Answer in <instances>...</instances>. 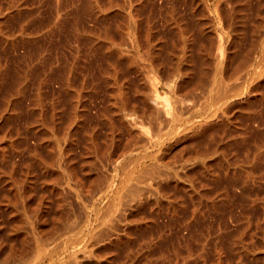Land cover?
I'll list each match as a JSON object with an SVG mask.
<instances>
[{
	"label": "bare ground",
	"instance_id": "1",
	"mask_svg": "<svg viewBox=\"0 0 264 264\" xmlns=\"http://www.w3.org/2000/svg\"><path fill=\"white\" fill-rule=\"evenodd\" d=\"M10 1H12V0H10ZM10 1H6V2H8V4H9ZM14 1L15 0H13V4H12V2H10V4L7 5L9 7H7V6L6 7H7V9L8 8L10 9V6L12 4V5L17 7V8L16 7L13 8V10L17 9L16 11L18 13V9L20 11L25 5L23 3V5H24L23 6L21 1L17 2V4H14V3H16ZM16 1H18V0H16ZM53 1L56 2L57 0H53ZM61 1L62 0H60V1L58 0L57 2L58 3L60 2V4H61L62 3ZM87 1L90 2V0H87ZM119 1H121V0H119ZM171 1H173V0H171ZM185 1L189 4H191V6L193 7L192 9L194 11V16H197V18L194 17V18H196L194 20V23L190 24V22H187V20H186L187 23H185L182 19L179 18L180 16L179 17L174 16V14L171 13V11L172 10L174 11V9H171L170 13L172 15L171 14L170 15L172 16V18H170L171 20H169V21L166 20V21H168L167 26H166V24H164L165 23L164 20H163V22H164L163 24H162V22L160 23V24H162V26L165 25L166 27H168V28H166L167 30L163 29L165 26L161 27L164 30L162 33H160L161 31H156L157 27H158L155 25L156 23L152 24V22H151L149 24L147 22V25L146 24L144 25L143 21H146V19H144L142 21V19H140L142 17L140 16V18H139V13L141 12L140 10L143 9L142 8L143 7L142 0H140V1L139 0H123V3L120 2V3H122L121 9H119V7L117 6L119 2H117V4H115L116 3L115 2L114 4L117 6V8L120 11V17H119L120 21L118 23V20H117V23H118V26L116 28L117 35H115L116 34L115 33L114 34L115 36L114 35L108 36V34H107L108 30L111 26L110 25L111 22H110V24H108V28L105 26V31L103 34L100 33L101 28H103L100 25V27H99L100 30L98 29V31L100 33L99 34L98 31L94 32V31H96L97 28L95 30H94V28L93 29L91 28L94 26L93 24H92L93 26H91V27L89 25H87V23H86L87 19L84 20V22L86 24L81 23V25L77 26L76 25L78 22L77 19H79L77 17H75V18H77L76 19L77 21L76 22L74 21L76 23L75 24L76 27L74 28V26H72L75 29V32H74L75 35L68 36V35H70V33L67 31L66 27H65L66 30L64 29L65 32L67 31L69 33V34L67 33L68 37L60 36V34H62L61 32H63V31L56 29L57 27H59V26H57L58 20L57 19L54 20L53 17H52L53 19L51 21L54 20L55 22L52 24H51V22H48L50 24V26L46 31H44V30L42 31L41 28H39L42 31L41 33L38 32L39 30L37 31L36 28H35V30L37 32L31 31L33 33H30L27 30L28 31V33H27L26 29H25L26 27H24V25H26V23L21 24L22 21L20 22L21 25H19V27H17V30H18L17 33H16V30L13 33H8L7 32L8 30H6L7 28H5L6 27L5 23L9 20L8 18L10 16V13L5 12V8H3L4 11L2 9H0V42L2 44L1 49H4L3 51H5L6 48H9V49L14 48L16 50L17 48H19V46H21V47L24 46L25 49L28 50V52L25 53L26 50L24 49V52H23L24 54L21 56V58L27 59L28 62H29V60H31V64H29L27 66L24 65L23 68H25V66L27 67L25 70H22L23 68L22 69L20 68L19 72H21V70L24 71L22 73H19L18 76L20 78L17 76L18 79H16L17 77H13L14 75L11 73L12 74L11 77L15 78L16 82L12 81V82H14V84H13L12 88H10V86H9L10 91H8L6 93L4 91L6 89H3V88H2L3 90L0 89V91H4L6 93V94L5 93L3 94L4 96H2L3 99H2L1 104H0V129L4 128L5 126H3V125H6V123L9 124L8 122H10L9 121L10 119H13L15 116H18V117L21 116L22 114L20 115V112L22 113L21 110L23 108L26 110L25 107H21L19 105V101L21 99H23V96L24 97L26 96L25 93L28 92V91L25 92V89H26V86L28 85V83H30L31 77H29V76H30V73H32L36 80L33 78L35 80V83H32L33 80L31 81V83L33 85L35 84L33 86L34 88L33 87L31 88L30 85L27 86V88L30 87L34 91L33 95L29 96L30 97V104L29 103L28 104H29V106L32 107L31 109H32V111H34V113L36 115L34 118L36 124L34 126L33 125L34 122L31 123L32 121H34V120H32V118L30 119V120H32V121H30V123L32 124L33 127H36V130L33 129V131H36V134H37L36 138L41 140L40 141L41 145L45 146V149H42V150H45L44 152L41 149H39L38 146H37L38 148H36L35 150L31 147L30 148L27 147L30 150L31 149H33V150L32 151L29 150L30 153H29L28 159L25 158L27 160L26 164H24L25 166L23 165L22 166L23 168H21V169L19 168V170L24 171V173L25 172L28 173V174L26 173L27 175L23 179V178L17 177L18 176L17 174H15V175H17L15 177V175H14L15 171L16 172L19 171L17 169L18 168L17 164H16L17 162L13 161L12 158L9 157V155L12 156V154H15V153L14 152L11 153L12 151L9 152L8 147H7V140L10 141L9 142L10 144L12 142H15V143L17 142L16 138L18 140V137L20 136L17 134V130L19 128L16 130L12 127V129H14L13 130L14 134H16L17 136L16 135L14 136V134H12V132L9 131V129L11 128L10 126L9 127L7 126L9 128L8 129L6 127L8 129V131L5 128L6 131L4 130L3 135H1V137H3V143L0 144V153L2 155L1 159L5 160V161L0 160V165L1 164L4 165L5 162H8L6 164H9V162H11V165H10L11 167L8 166V171L11 170L10 174H12V175L9 176L8 174H6V173L5 174L8 175L7 177H10V182L12 184L9 183V185L11 186L10 188H12V190H13L14 198L18 199V197L23 196V195H25V196L22 198L28 197L27 202L25 203V206H24L25 208L32 206L30 204L33 202L32 200H33L34 196L39 199V197H38L39 195L37 194L38 196H36L34 193H35L36 189L41 188V186L47 187V190H48L47 194L50 191L52 196L54 195L56 200L58 201L57 202L54 200V202H56L54 204H56L58 206L60 204V206L62 207L63 204L59 203V201H61V200L64 201L61 198L63 196V194L61 193L62 190H60V188H58V186H56V184H55L56 180L58 178H61L62 174H64V177H67V180L61 179V180L66 181V182H64V181H61V182L66 183L67 185L66 184L65 185L68 187L69 186L71 187V185H72V187H74V185L72 184L74 180L72 178L74 175H77L74 172H78V174H79L80 171H77V170L81 169V170H86L87 173L86 174L84 173L85 177L81 176V178H80V176H79L78 177L79 181L83 185H84V183H86V179H87V182H89V183H92V182L95 183V182H97L96 180L100 177L99 176L97 178V176L101 175L100 173H102L103 170H102V172H99V173L96 172L97 176L95 175V173H92V171H93V169L96 168L95 167L96 165H100V169H105L106 171H104V172H107V174L109 172V174L107 176H105L103 173V177L105 176L106 181L105 180H102V181L106 182V186H105V188H103V183L101 186V180H98V181H100V184H98V185H100L101 187L96 185L100 188V189L98 188L97 192H95L97 188L95 190L93 189V191H92V189H87L88 193L92 192L91 193L92 195L89 194V199H91L90 196H92L93 200L91 199L92 204H91V206L89 205L90 206L89 208H88L87 204H89L90 200H88V202H84V204L87 203V204H85L86 207L84 206V208H86V210H84V211L82 210V211L84 213H86L85 215H86V218L89 220V222L93 221L92 224H94L95 221H97V220L99 221V219L104 218V216H106V215L108 217L107 219L109 220V218H110L111 219L110 221L112 222V219H114L116 216L119 217L120 215H122L123 213H125L127 211L128 212L129 211L134 212V210L143 209L146 206H148L149 208L153 207L152 208V211H153L154 205L161 203V200H162L161 197H159V195H158V193L159 194L161 193L158 191L159 188L154 186L158 182L162 183L161 184L162 186L161 185L160 186L162 187V190H164V192H165V190L171 191L174 189H176V190L178 189L177 191L179 192V188H181L180 190H183L182 188H184V190L188 188V190H186V191H189V192L194 191V193L198 192V195L199 196L201 195L203 198V196H204L203 194L206 192L205 191L206 189H204V187L202 188L205 192L204 191L202 192L201 190H199V191L197 190L199 188L201 189V186H202L201 184L203 182L204 183L208 182V184H209L210 182L216 183V182L226 181L229 179H233L236 181L239 178L234 179V178H236L234 176H238V177L241 176V175H238L239 172H244V174H245V171L246 172L248 171V167H249V165L251 166V163L256 165L257 163H260L261 161L264 160L263 159L264 158V143H259L257 141L258 140L257 139V140H255V143H254L255 146L253 145L254 146L253 148L249 147L251 144L250 145L248 144L249 146L246 145V139H247V133H248L247 129H249L248 128L249 122L250 121L253 122V120H255V121L259 120L258 118L261 116L260 115L261 113H259L260 109L256 108V104H258V103H260V105L264 104V0H258L259 3L257 5L261 6V8H260L261 10L258 12L259 14H257V18L251 24H249V23L247 24L246 20L244 19V15H243V10L246 7L248 8L249 4L251 3V0H250V2H249V0H212L214 2V5H215L214 6L215 10H216L215 12L216 13L220 12V15L218 13H217L218 15L213 14L212 12L214 10L212 12L209 11L210 10L209 8L212 7L210 0H185ZM4 2H5V0H4ZM4 2L2 4H6ZM95 2L97 4H99L100 1L95 0ZM95 2H93L91 0L90 3L95 4ZM113 2H114V0H113ZM113 2L110 4L113 5ZM181 2L182 1H180V4H181ZM90 3H89V6L91 7ZM146 3H147V0H146ZM176 3H174V5ZM182 3H183V6L188 5V4H184L185 3L184 1ZM255 3H257V2H255ZM2 4H0V5L2 6ZM55 4H53V6ZM86 4H85V6H86ZM105 4H103V5L106 7ZM152 5H153V3L151 2V6ZM165 5L162 4L163 7ZM167 5H168V3H167ZM169 5H170V3H169ZM172 5H173V3H172ZM87 6L85 8L90 10V7L88 6L89 7L88 8ZM99 6L100 5H96V4L93 5L92 4L93 11L91 10V13L89 12L90 14H92V12H93V15L96 19H100L101 17H103L104 13H105L104 11L107 10V9H105V7H103L104 8V11H103L102 10L103 8L99 7ZM110 6H108V7H110ZM2 7H4V5ZM57 7L59 8V5H57ZM62 7H66V6H62ZM146 7H149L152 10V8L150 6L146 5ZM154 7L158 8L157 6H154ZM167 7H165V8H167ZM177 7L178 6L176 5L175 8H177ZM214 7H213V9H214ZM254 7L256 8L255 4L253 5V9H254ZM24 8L22 9L23 10L22 12L25 11ZM67 8H69V7H67ZM82 8H84V7H82ZM82 8H80V7L77 8V12H79L78 9L81 10ZM100 8H102V9H100ZM159 8H161V6ZM247 8H246V10H247ZM62 9L64 10V8H62ZM62 9L60 8L58 10L60 11ZM71 9H72V7H71ZM153 9H155V8H153ZM257 9H258V7H257ZM53 10H55V9H53ZM111 10H112V8H111ZM116 10H115V14L119 13ZM191 10H189V12ZM59 11H57V12H59ZM66 11H67V9H66ZM82 11H80V12H82ZM85 11H86V9H85ZM85 11H83V13H85ZM109 11L110 10H108V13H109ZM112 11H111V13H113ZM146 11L148 13L150 12V10L148 11V9H146ZM146 11H144V12H146ZM193 11H191V12H193ZM54 12H56V10ZM73 12H74V10H73ZM147 12H146V14H147ZM176 12H175V14H176ZM253 12L256 13L255 10L252 11V13ZM19 13H21V11ZM59 13H57L58 17L63 14L62 12H61V15ZM66 13H68V12H66ZM71 13H72V11H71ZM74 13L76 14V12H74ZM108 13H106L107 16H108ZM152 13H154V12L152 11ZM152 13L150 12V14H152ZM165 13L167 14L166 10H165ZM183 13H185V12L183 11ZM80 14H82V13H80ZM87 14H88V12H87ZM113 14L110 16L115 15V14L114 15ZM156 14L158 16H160L158 13H156ZM156 14H155V16H156ZM14 15L15 14L13 12V16ZM85 15H86V13H85ZM162 15H164V14L162 13ZM167 15H169V11H168ZM178 15H180V14H178ZM191 15H193V13H191ZM107 16H106V18L108 19ZM150 16L151 15H149V17ZM155 16L152 15L151 17L153 18ZM158 16H156V17H158ZM186 16H187L186 17V19H187L188 15H186ZM216 16H218V17H216ZM246 16L248 19V15H245V18H246ZM27 17H29V16H27ZM58 17L56 15V18H58ZM63 17H66V16L64 15ZM79 17H80V15H79ZM81 17L83 19L85 18L84 15H81ZM89 17H91V16H89ZM89 17H87V18H89ZM116 17H117V14H116ZM165 17H167V16H165ZM183 17H185V16H183ZM220 17L222 18V23H221V21H220V24H216V23L213 24L212 23L213 22L212 20L214 18H219V20H220L221 19ZM11 18H13V17H11ZM16 18L17 17H15L14 19H16ZM24 18H23V20H24ZM68 18L66 17V19H68ZM82 18H80L79 20H81ZM104 18H105V16H104ZM27 19H30V18H27ZM59 19H61V17H59ZM149 19H151V18H149ZM19 20H22V19L20 18ZM73 20H75V19H73ZM147 20H148V18H147ZM153 20H154V18H153ZM155 20L157 21L158 19H155ZM155 20H154V22H155ZM249 20L251 21L250 17H249ZM12 21H13V19H12ZM15 21H17V19ZM8 22H9V24L11 23L10 21H8ZM91 22L94 23V18H93V21H91ZM114 22L115 21H113V23ZM68 23H71V22L68 21ZM68 23H65V24H68ZM9 24L7 27H10V26L12 27V25L9 26ZM13 24H14V22H13ZM32 24H33V22H32ZM58 24H60V22ZM88 24H89V22H88ZM97 24H98V22H97ZM99 24H101V22ZM27 25L29 27L28 23H27ZM71 25L72 24H70V27L68 29L70 31H72ZM85 25H87L89 28ZM104 25H107V23H105ZM153 25H155L156 28ZM248 25H249V27H248ZM28 27H27V29H30ZM94 27H96V26H94ZM159 27H160V25H159ZM46 28H47V26H46ZM63 28H62V25L59 27V29H63ZM111 28H110V30L113 31L114 28L113 29H111ZM14 29H15V26H14ZM160 29H158V30H160ZM11 30H12V28H11ZM33 30H34V28H33ZM50 33L52 34V36H55L57 34L58 40L56 42H54V44H52L56 47V52H54V49H52L54 54L53 55L51 54V57L49 56V58L48 57L46 58V57H44L46 55H44V52H42L41 50H43L45 48L44 47L42 49L43 45L47 46L48 44L46 43L47 45H45V44L41 45L42 44L41 40L45 35H46V38H48L47 35H49ZM71 33H73V31ZM110 33H109V35H110ZM65 36H66V33H65ZM46 38H45V40H47ZM43 42H46V41H43ZM75 42L77 44L75 47H77V48H72L73 45L75 44ZM52 45H50V46H52ZM46 48H49V47H46ZM67 48H69V49L72 48L75 51L71 50L70 52H68L66 50ZM14 49H12V50L14 51ZM6 51H5V54H6ZM47 51L49 52V49ZM50 53H51V50H50ZM81 53H83L84 56L86 58H88L87 60H85V63L83 64L84 66L81 65V61L83 60V59L81 60V56L83 55ZM45 54H46V52H45ZM0 55H1V53H0ZM48 55H50V54H48ZM0 57H4V55L0 56ZM6 57H7V55L5 56V59L7 61V59L10 56L8 58H6ZM11 59H12V57H11ZM16 59L17 58H13L14 61H16ZM4 61H2V62L4 63ZM8 62H9V60H8ZM0 63H1V61H0ZM15 63H13L14 66H16ZM13 64H11V66H13ZM16 64H19V63H16ZM21 65H22V63H21ZM10 68H12V67H10ZM17 68H19V67H17ZM0 69H1L0 70V76L2 73L3 74L6 73V69L9 71L8 66H7V68H6V66H1ZM14 69H16V68H14ZM13 72H15V70H13ZM17 74H18V72H17ZM7 75H9V74L7 73ZM48 79H51V80H53L52 82L55 81L57 83V88H56V84H54L55 82L53 83L55 89H57L56 90L57 92L54 90V87H53V90L51 92V93H54L53 91H55L54 94H56V95L53 96L54 94L53 95L51 94L50 96L52 99H50V100L48 99L49 101H51L50 106L45 104V102L48 103L49 101L47 102V101H45L46 99H44V97L48 96L49 94L47 95V92L45 91L46 95L43 96L45 86L48 83ZM2 80L4 81V79H2ZM11 80H13V79H11ZM8 81H5V82L7 83ZM6 83L1 85V82H0V85L3 87L4 85H6ZM97 84L102 89L101 92L99 91L100 92L99 97L101 98V101H99V102H101V104L98 103V104H100L99 105L100 108H98V116H97V109H96L98 106L95 108L96 113H94V114H96V117L98 120L96 122H93V118H91L92 121H91V119H90V121L95 123V124L94 125H91V124L86 125V121H87L90 113L93 114L92 113L93 111L89 113L91 108L88 106V104L90 105L89 102H92L91 100H92L93 94L96 91H98L97 90L98 89ZM6 86H8V85H6ZM11 86H12V83H11ZM52 86H51V88H52ZM49 87L47 89H49ZM7 90H9V89L7 88ZM48 93H50V92H48ZM96 93H95V95H96ZM28 95H29V92H28ZM97 97H98V95H97ZM98 98L93 99V100L95 101ZM24 100L25 99H23V101ZM97 102H94V104ZM95 105H93V107H95ZM90 106H92V105H90ZM28 113H25V114L27 115ZM12 116H14V117H12ZM27 116L29 118H30V116L33 117L31 115V113H30V116L29 115H27ZM29 118H27V119H29ZM16 120H18V119H16ZM28 121H27V123H28ZM13 122L11 121L10 123H13ZM19 124L20 123H18V125ZM22 124L24 125V123H22ZM83 125H86V126H83ZM25 126H27L26 123H25ZM32 126H31V128H32ZM20 127H22V125ZM28 127H29V125H28ZM83 127H86L85 131H84ZM24 129L26 130L27 128L23 127L21 134H22V132L25 131ZM101 129H102V131H101ZM28 130H30V129H28ZM28 130H26V131L28 132ZM80 130H83L84 133L86 132L85 134L83 133V135L86 136L85 138H83V139H85V141L82 139L80 142L79 141L80 139H78L79 138L78 132ZM136 132L138 134L140 133L141 136H140V134L138 136H136L137 135ZM24 134H26V133H24ZM30 135H32V133ZM76 136L78 138H76ZM142 136H143V138H141ZM255 136H257V135H255ZM1 137H0V139H2ZM26 137H28V136H26ZM26 137L24 138V140L25 139L27 140ZM138 137H140L141 139H139ZM36 138H34V139H36ZM80 138H81V136H80ZM258 138L260 140V137H258ZM14 139H15V141H13ZM28 139L30 140L31 137L30 138L28 137ZM76 139H78V141L80 142L79 145H81L82 141H84L83 142L84 147L82 145V147L80 148V146L78 145L79 149H82V148L84 149V152L83 151H81V152L85 153L84 155L86 156L83 159H80V160H82V162L79 163V164H81V166H79L80 169L77 166V165H79V164H77V162H79V160L74 161L72 159L73 156H72V152H71L72 146L74 145V142L76 141ZM29 140H27V141H29ZM18 142L21 145V142L20 141H18ZM263 142H264V140H263ZM15 143H14V146H15ZM37 143H38V141H37ZM16 144L19 147V144L18 143H16ZM25 144L26 143H24V146H25ZM12 145H13V143H12ZM41 145H40V148L44 147V146L41 147ZM24 146H23V148H24ZM26 146H28V145H26ZM33 146L34 145H32V147ZM74 147H75V145H74ZM9 148H11V146ZM19 149H21V148H19ZM19 149H17V151H19ZM24 149L26 150V148H24ZM75 150H74V152H76V151L78 152V150H76V151ZM13 151H16V149ZM7 152H9L11 154L8 155ZM23 152H21V153H23ZM27 155H28V153L25 154L24 157H27ZM18 156H17V161H18ZM21 156H23V155H21ZM81 156L82 155H80V158H81ZM77 157H79V155H77ZM77 157H74V158L77 159ZM15 160H16V158H15ZM1 161H3L4 163H1ZM21 161H22V159L20 160V162ZM254 165H252L253 168L256 167ZM20 167H21V165H20ZM252 167H249V170ZM1 168H2V165H1ZM37 169L39 171L41 170L43 172V173H41L42 175L45 174L44 178L42 177V175H40L41 177L39 176L40 179H42V180H39L40 182L42 181V183H41L42 185L40 184L41 185L40 187H38L39 181L37 182V180L39 178H33V175H32L33 171H35V170L37 171ZM1 170H4V169H1ZM107 170H110V171H107ZM251 170H253V169H251ZM86 171H84V172H86ZM1 172H3V171H1ZM252 172H254V171H252ZM252 172H250V173H252ZM21 173H23V172H20V175H21ZM247 173H249V172H247ZM5 174H3V177L6 176ZM253 174H256V172H254ZM253 174H252V176H253ZM29 175L31 177H29ZM34 175H36V174H34ZM80 175H82V174H80ZM249 175L251 176V174H249ZM23 176H25V175H23ZM37 176H34V177H37ZM21 177H22V175H21ZM64 177H62V178H64ZM101 177H100V179H101ZM254 177H256V176L254 175L253 179H254ZM75 178H76V176H75ZM241 178H242V176H241ZM253 179H252V182L254 181ZM77 181H78V179H77ZM155 181L156 182L158 181V182L156 184H154ZM242 181H244V179H242ZM246 181H249V179ZM246 181H244L245 184H246ZM58 182H60V181L57 180V183ZM75 182H76V179H75ZM105 182H104V185H105ZM200 182H201V184H200L201 186L198 185V183H200ZM250 182H251V180H250ZM79 183H78V185H80ZM97 183H99V182H97ZM35 184H37L36 186L38 188L34 187ZM255 184H256V182H255ZM83 185H80V186H83ZM86 185H87V183H86ZM86 185H85V189L87 188ZM157 185H158V187H160L159 184H157ZM246 185H244V187ZM92 186L89 185V188H92ZM96 186H93V187H96ZM203 186H204V184H203ZM64 187H63V189H64ZM75 187H77L76 184H75ZM34 188H35V190H34ZM41 189L42 190L39 189L40 192L43 191L44 188H41ZM73 189L75 192L76 191L75 188H73ZM78 189L79 188L77 187V191H78ZM85 189H82V191ZM12 190H11V192H12ZM177 191H176V193H177ZM6 192H8V190ZM40 192H39V194H40ZM78 192H79V196H80V193L85 194L86 198L84 201H87L86 199H87L88 193H86V192L83 193L80 191H78ZM166 192H168V191H166ZM173 192H175V190ZM173 192H172V195L174 194ZM60 193H61V196H60ZM162 193H163V191H162ZM5 194H9V193H5ZM45 194L46 193L43 192V194H42V192H41V195L43 197L46 196ZM51 194H49V196H51ZM167 194L168 193H166V195ZM169 194H170V192H169ZM206 194H205V196L207 197ZM13 195L10 193V196L8 197V199L10 198L9 203H13V200L15 202V199H12V197H11ZM41 195H40V198H42ZM166 195H164V196H166ZM176 195H178V194H176ZM176 195H175V198H176ZM192 195H194V194H192ZM6 196L3 194L4 200L6 199L5 198ZM52 196H51V198H52ZM170 196H171V194H170ZM195 196H192V197H195ZM36 198H34V199H36ZM46 198H48V196H46ZM212 198L213 197L209 198V201ZM38 199H37V201H38ZM169 199H170V197H169ZM171 199H172V197H171ZM256 199H257V197H256ZM262 199H260V200L264 201L263 197H262ZM18 200L16 203H20V200H19V202H18ZM81 200L83 201V198H81ZM170 200L167 199V202L169 203ZM172 200H174V199H172ZM1 201H3V200H1ZM6 201H8V200H6ZM6 201H4L5 205L7 203ZM46 201H48V200L46 199ZM176 201H177V199H176ZM43 202H45V201H43L42 199H39L37 204L35 202V204H36L35 207L32 206L34 211H36L38 209V207L40 209L39 211H37L35 213L43 211V207H45V211H47V209H49V210L51 209V207H52L51 204H53V203H50L51 207L49 208V206H47V204H45ZM48 202H51V201H48ZM170 202H172V201H170ZM204 202H205V199H204ZM9 203L7 205H9ZM80 203H81V201H80ZM176 203L178 204L179 202H176ZM213 203H214V201H213ZM261 203L262 202H260V203L257 202L256 204L255 203L254 204L258 205ZM20 204L22 205V203H20ZM20 204H18V206H20ZM150 204H153V205L149 206ZM252 204H253V200H252ZM15 205L16 204H14L13 206H15ZM170 205L168 204L167 207H170ZM173 205H174V203H173ZM10 206L9 207L12 208L11 204H10ZM163 206H161V207H163ZM9 207H8L9 210L6 208L8 210V212L10 210L12 211V209H10ZM20 207L24 208L22 206H20ZM20 207H18V208H20ZM61 207H60V209H61ZM173 207L174 206H172V208L171 207L170 208L173 209ZM54 208H55V206L53 207V210H55ZM84 208H82V209H84ZM263 208H262V210H263ZM13 209H14V207H13ZM30 209H28V211ZM155 209H156V207H155ZM158 209H159V207H158ZM158 209H156V210H158ZM3 210H5V209H3ZM3 210L1 209L0 211L2 212ZM15 210H13V211L15 212ZM21 210L22 209H20L19 213L22 212ZM162 210H163V208H162ZM13 211L11 212V217L14 216ZM34 211H32V212H34ZM50 211H52V210H50ZM143 211H145V210H143ZM32 212H30V213H32ZM57 212H59V214L57 216V218H58L57 220L59 221L60 219H62V215L64 213L62 214V211H59V207H58ZM63 212H65V211H63ZM140 212H137V214ZM2 213H5V212H2ZM2 213H1V215H2ZM35 213H34V215H35ZM54 213H53V215H55V217L53 215H51V217L52 216L54 217V219L53 218H51V219L56 221L55 220L56 213L55 214ZM262 213H264V211ZM45 214L47 215V212L45 213L44 211L41 213L42 216H40V213H38L36 215V218L34 217L33 214H31L34 217V219L38 220V221L36 220L34 222L32 221L30 223L31 224L30 226H32V229H33V230H31V228H30L31 232L32 231H34V233L36 232V243L34 242L35 247L33 250L31 249L32 250L31 252H29V249H28L29 244L27 243L28 242L27 232L25 233L21 229L22 225L24 224L23 222L25 221V218H23L24 216L20 217V216L16 215L15 217H13L14 218L13 223H15V225L13 226L11 224L13 226L12 228L10 227L11 230L8 226L7 230L11 231V232L8 231V233L10 235L11 234L15 235V237H16V240L14 242H12V243L9 242L10 244L6 240L7 238L5 239L6 233L2 234V232L5 231L4 226H3L4 222L2 221L3 225H2V222L0 223V264H55L56 263V261H57L56 253H57V250H59L57 247V244L55 245V242H54V245H50V242L48 240H47L48 242L46 241V239L44 240V236L42 235L43 237H41V234H43V232L42 233L40 232L41 234H39V236H38L37 231L43 230L44 228H46V226H44V228L36 230V228H38V226L41 225V223H40L36 227L37 223L39 221H41L40 219L43 218V215H45ZM83 214H81V215H83ZM18 215H20V214H18ZM23 215H25V214H23ZM28 215H30V214H28ZM28 215H26V216H28ZM64 215H66V213ZM85 215H83V218ZM109 215H110V217H109ZM135 215H136V213H135ZM132 216L134 217L133 214H132ZM48 217H50V216H48ZM59 217H60V219H59ZM64 217L65 216H63V219L68 221V222L67 221L65 222L66 224L68 223L66 225L65 229L69 234L65 239L66 241L62 240V243L64 245L66 243H70V242L71 243L75 242V241L77 242V240H79L80 238L85 236V234L88 232L86 230L87 228L85 229V227H84L87 224V222L83 223L81 221L83 224L82 227H80L77 231L74 232V230H76L81 225V222L79 221L80 225L77 227V225L74 226L75 222H69L68 219H70L71 216L70 217L68 216V218H64ZM79 217H81V216L79 215ZM127 217H128V215H127ZM2 218H3V216H2ZM9 218H10V216H9ZM29 218H30V216H29ZM72 218H74V217H72ZM125 218L123 216L122 219L125 220ZM5 219L6 218H4V220ZM7 219H8V216H7ZM7 219H6V223L8 221L11 222L10 219L9 220H7ZM45 219H46V217H44V221H45ZM71 219H70V221H71ZM77 219L79 220L80 218H78V216H77ZM117 219H120V218H117ZM127 219L132 220L133 218L128 217ZM11 220H13V219L11 218ZM104 220H105V218L103 219V221ZM133 220H136V219H133ZM47 221L52 224V225L51 224H48V225L53 226L54 223H52V222H54V221L50 222L51 221L50 219L46 220V222ZM110 221H108V224L111 225ZM126 221L127 220H125V223H126ZM139 221L144 222L145 220L141 219ZM263 221H260V222H263ZM100 222H101V220H100ZM28 223H29V221H28ZM28 223H27V225H28V227H30ZM97 223L99 224V222H97ZM112 223H115V222H112ZM138 223H136L137 227L139 226ZM261 224H263V223H261ZM43 225L44 224L42 223V226ZM54 226H55V224H54ZM57 226H59V225H57ZM95 226L97 227L98 225L96 224ZM131 226H133V225L130 224V227ZM5 227H7V226H5ZM28 227H27V229H28ZM86 227H88V225H86ZM89 227H90V225H89ZM96 227L93 226V228L95 230H96ZM59 228H63V227H59ZM97 228L102 229L100 226ZM134 228H136V227H134ZM48 229H53V228H50V226H48ZM55 229H56V227L52 231H54ZM127 229H124V230L128 231ZM59 230H60L59 234H56L57 237L60 236V234L62 235V232H63L62 229H59ZM263 230H264V228L261 231H263ZM49 231H51V230H49ZM134 231H135V229H134ZM134 231H133V227H132V232L134 233ZM259 231H258V233H261ZM242 232H243V230L240 232L241 235H242ZM244 232H246L245 229H244ZM8 233H7V235H9ZM52 233L54 234L56 232L54 231ZM88 233H90V232H88ZM91 234H93V233H91ZM1 235H4V236H1ZM126 235L129 236L128 232L126 233ZM126 235L124 234L125 237H126ZM117 236L120 237L119 234ZM117 236H116V238H117ZM239 236L240 235L238 234V238H239ZM10 237H12V236H10ZM55 237H54V239H55ZM46 238H48V237H46ZM58 238H60V237H58ZM235 238L237 239V236ZM245 238H247V237H245ZM54 239L52 238V240H54ZM114 239L112 241L115 243ZM126 239H127V242H129L131 240V239L128 240V238H126ZM242 239H244V237L240 239L241 242H242ZM115 240H118V238ZM59 241L60 240H58V242ZM123 241H126V240L124 239ZM234 241H233V244H235ZM236 241H238V240H236ZM244 241H246V240L244 239ZM7 243L10 246L9 245L7 246ZM116 243H118V241H116ZM121 243H123V242L121 241ZM244 243H247V242H244ZM58 244H60V242ZM236 244H237V242H236ZM67 245L68 244H66V246ZM109 245H108V247H109ZM111 245H112V243H111ZM61 246H62V244H61ZM32 247H33V245H32ZM106 247L104 246V248H106ZM245 247L248 248L247 245H245ZM72 248H74V247H72ZM236 248L237 249L240 248V245H238V247L236 246ZM240 249H242V247ZM243 249H244V246H243ZM261 251H262V249H261ZM66 252H68V251H66ZM243 254H245V253H243ZM263 254H264V252H263ZM247 255H249V254H247ZM259 256L262 257L261 255H259ZM254 259H255V257H254ZM61 260L63 262V259H61ZM66 262H64V264H66ZM257 262H258V260H257ZM261 264H262V262H261Z\"/></svg>",
	"mask_w": 264,
	"mask_h": 264
},
{
	"label": "rangeland",
	"instance_id": "2",
	"mask_svg": "<svg viewBox=\"0 0 264 264\" xmlns=\"http://www.w3.org/2000/svg\"><path fill=\"white\" fill-rule=\"evenodd\" d=\"M6 1H10V0H5V2H4V0H0V4H2L3 2L4 3H6V4H2V6L4 5V7H2L1 5H0V9H2L3 11H4V9L3 8H5V12H9L10 13V16H9V20L8 21H12V19H13V21L9 24V22L7 23H5L6 24V27L5 28H7L6 30H8L7 32L8 33H13L15 30H16V33H17V27H19V25H21V24H25L26 23V25H24V27H26L25 29H26V32L28 33V31L30 32V33H33V32H37L38 30V32H42L43 30L44 31H46L48 28H49V26H50V24L48 23V22H51V24L52 23H54L55 21L54 20H58V23L60 22V24L62 25V28L63 29H59V27L61 26L60 24H58L57 23V26H59V27H57L56 29H58V30H61V31H63V32H61L62 34H60V36H62V37H68V36H72V35H75L74 34V32H75V27H76V25L78 26V25H81V23H85L84 22V20H86V23H87V25H89L90 27L91 26H96V27H91L92 29L94 28V30L96 29V31H94V32H97L98 31V29L100 30V25H101V27H103V28H101V30H100V33H104V31H105V26L108 28V24H110V22H111V26H110V28L111 29H113V31L112 30H110V28H109V30H108V36H112V35H114L115 33H116V28H117V26H118V23H119V21H120V11H119V9H121V7H122V3H123V0H121V1H119V0H114V2H113V0H97V1H100L99 2V4H97L96 2H95V0H92L93 2H95V4L96 5H100L99 7H105L103 4H105L106 5V7H105V9H107V10H105L104 11V8L102 9V8H100V9H102L105 13H104V16H105V18H104V16L103 17H101L100 19H96L95 17H94V15H93V12H92V14H90L91 13V10L93 11V7H92V4L93 5H95L94 3H90L91 2V0H90V2H88L87 0H62L61 2V4H60V2L58 3L57 1L55 2V1H53V0H18V1H14V2H16V3H14V4H17V2H19V1H21L22 2V5H23V3H24V12H22L23 10V8L20 10L21 11V13H19L20 11H19V9H18V13H17V9H14L13 10V8H15L16 6H14V5H12L13 4V0L12 1H10V2H12V4H11V6H10V9L8 8L7 9V7H9V6H7V5H9L10 4V2H9V4H8V2H6ZM25 1V2H24ZM60 1V0H59ZM140 1V0H139ZM169 1V2H168ZM180 1H184L185 3L184 4H188V5H184L183 6V3L181 2V4H180ZM173 0V1H171V0H147V3H146V0L144 1V0H142V5H143V9H141L140 11V13H139V18H140V16L142 17V18H140V19H142V21L144 20V19H146V21H143V24L145 25H147V22L150 24L151 22H152V24H155L156 26H158L157 27V30L156 31H161L160 33H162L164 30H167L166 28H168V27H166L167 26V24H168V21L169 20H171L170 18H172V14H174V16H177V17H179L180 19H182L185 23H187V22H190V24L191 23H194V20L197 18V16H194V11H193V7L191 6V4H189V3H187L185 0ZM253 1V2H252ZM103 4H102V3ZM113 2V5H111L110 3H112ZM116 2V3H115ZM117 2H119L118 3V7H119V9L117 8V6L115 5V4H117ZM120 2H122V3H120ZM151 2L153 3V5L151 6ZM166 2V3H165ZM178 4H177V3ZM239 2V1H238ZM249 2H250V0H249ZM255 2H257V3H255ZM26 3V4H25ZM56 3V4H55ZM87 3V4H86ZM89 3H90V5H91V7L89 6ZM101 3V4H100ZM109 3V4H108ZM115 3V4H114ZM146 3V4H145ZM167 3H168V5H169V3H170V7L167 5ZM172 3H173V5H172ZM174 3H176L175 5H174ZM210 3H211V6L212 7H210L209 9V11H213L212 13L213 14H216V15H220V12L217 14L215 11V5H214V2L212 1V0H210ZM259 2H258V0H251V3L249 4V6H248V8L250 9H248L247 7V10H246V8L243 10V15H244V19L246 20V22H247V24L249 23V24H251L256 18H257V14H259L258 12L261 10L260 8H261V6L260 5H257ZM53 4H55L54 6H53ZM63 4V5H62ZM85 4H86V6L88 5L89 7H90V10L89 9H87V8H85L86 6H85ZM108 4V5H107ZM162 4H166L164 7L162 6ZM255 4V6H256V8L254 7V9H253V5ZM57 5H59V8L57 7ZM61 5V6H60ZM103 5V6H102ZM112 7H111V6ZM115 5V6H114ZM146 5L147 6H150L151 8H152V10L149 8V7H146ZM176 5L178 6L177 8H175L176 7ZM180 5V6H179ZM7 6V7H6ZM14 6V7H13ZM56 6V7H55ZM62 6H66V7H62ZM72 7V9H71V7ZM87 6V7H88ZM108 6H110V7H108ZM145 6V7H144ZM154 6H157L158 8H156V7H154ZM161 6V8H159ZM168 6V7H167ZM189 6V7H188ZM54 7V8H53ZM67 7H69V8H67ZM82 8V7H84V8H82L81 10H79L78 9V11L79 12H77V8ZM88 7V8H89ZM165 7H167V8H165ZM189 9H188V8ZM191 7V8H190ZM213 7H214V9H213ZM257 7H258V9H257ZM17 8V7H16ZM62 9V8H64V10L62 11V10H58V9ZM110 8V9H109ZM111 8H112V10H111ZM153 8H155V9H153ZM165 8V9H164ZM186 8V9H185ZM253 10H252V9ZM53 9H55L56 10V12L57 11H59V12H57V13H59L60 15H61V12L68 18V19H66V17H63L62 15L61 16H59V17H61V19H59V17H58V14L56 13V12H54L55 10H53ZM66 9H67V11H66ZM85 9H86V11L88 12V14H87V12L85 11ZM117 9V10H116ZM146 9H148V11L150 10V12L152 13V11L155 13H160L161 11V13L159 14L160 16H158L156 13V16H158V17H156L155 16V14L154 13H152V14H150V12L148 13L147 11H146ZM157 9V10H156ZM159 9V10H158ZM171 9H174V11L172 10L171 11ZM188 9V10H187ZM192 9V10H191ZM27 10V11H26ZM69 10V11H68ZM73 10H74V12H76V14L73 12ZM85 11V13H86V15H85V13H83V11ZM89 10V11H88ZM108 10H110L109 11V13H108ZM115 10L116 11H118L119 13H116L117 14V17H116V14H115ZM156 10V11H155ZM165 10H166V12H167V14H168V11H169V15H167L166 13H165ZM188 12H187V11ZM189 10H191V11H193V12H191V13H193V15H191V13L189 12ZM256 11V13L255 12H253L252 13V11ZM16 11V12H15ZM71 11H72V13L74 14H72L71 13ZM80 11H82V12H80ZM111 11L115 14H113V13H111ZM144 11H146L147 12V14H146V12H144ZM164 11V12H163ZM170 11H171V13H170ZM177 11V12H176ZM183 11L186 13H183ZM219 11V10H218ZM13 12H14V16H13ZM66 12H68V13H65ZM90 12V13H89ZM175 12H176V14H175ZM248 12V13H247ZM251 12V13H250ZM262 12V11H261ZM80 13H82V14H80ZM106 13H108V16H107V14ZM162 13L164 14V15H162ZM18 14V15H17ZM22 14V15H21ZM26 14V15H25ZM114 15V16H110V15ZM144 14V15H143ZM171 14V15H170ZM178 14H180V15H178ZM190 14V15H189ZM24 18V20H23V18L21 17V16ZM56 15H57V17L58 18H56ZM73 15V16H72ZM79 15H80V17H79ZM81 15H84L85 16V18L83 19L82 17H81ZM91 16V17H89V16ZM149 15H153V16H155V17H153L154 18V20L155 19H158L157 21L155 20V22H154V20H153V18L150 16L149 17ZM182 15V16H181ZM186 15H188V18L186 19ZM245 15H248V19H247V16H246V18H245ZM27 16H29V17H27ZM55 16V17H54ZM89 17V18H87V17ZM106 16L108 17V19L106 18ZM162 16V17H161ZM165 16H167V17H165ZM169 16V17H168ZM183 16H185V17H183ZM193 16V17H192ZM11 17H13V18H11ZM15 17H17L16 19H17V21H15L16 19H14ZM54 18V20L53 21H51L53 18ZM75 17H77V18H82L81 20H79V19H77V18H75ZM148 18V20H147V18ZM162 19H161V18ZM165 17V18H164ZM182 17V18H181ZM194 17H196V18H194ZM216 17H218V16H216ZM222 17V16H221ZM220 17V18H221ZM249 17L251 18V21L249 20ZM22 19V20H19V19ZM27 18H30V19H27ZM64 20H63V19ZM93 18H94V23L93 22H91V21H93ZM112 18V19H111ZM149 18H151V19H149ZM164 18V19H163ZM167 18V19H166ZM73 19H75V20H73ZM78 20V22L80 23H78L77 22V24L75 23L77 20ZM107 19V20H106ZM115 19V20H114ZM191 19V20H190ZM33 22V24H32V22ZM62 20V21H61ZM73 20V21H72ZM96 20V21H95ZM117 20H118V23H117ZM151 20V21H150ZM163 20H164V22H163ZM166 20H168V21H166ZM186 20H187V22H186ZM22 21V22H21ZM31 23H30V22ZM35 21V22H34ZM68 21L69 22H71V23H68ZM75 21V22H74ZM101 22V24H99L100 22ZM103 21V22H102ZM107 21V22H106ZM113 21H115L114 23H113ZM192 21V22H191ZM213 22V24H220V21H221V23H222V18L219 20V18H214L213 20H212ZM13 22H14V24H13ZM19 24H18V23ZM20 22H21V24H20ZM64 22V23H63ZM88 22H89V24H88ZM97 22H98V24H97ZM162 22V24L164 23V24H166V26L165 25H163L162 26V24H160ZM167 22V23H166ZM27 23L29 24V27H28V25H27ZM65 23H68V24H65ZM85 23V24H86ZM105 23H107V25H104ZM159 23V24H158ZM8 24H9V26L10 25H12V27L10 26V27H7L8 26ZM47 24V25H46ZM65 24V25H64ZM70 24H72L71 25V27L72 26H74V28L72 27V31H73V33H71L72 31H70V30H68L69 29V27H70ZM76 24V25H75ZM93 24V25H92ZM96 24V25H95ZM189 24V23H188ZM67 25V26H66ZM87 25H85V26H87ZM113 25V26H112ZM155 25H153V26H155ZM159 25H160V27H159ZM14 26H15V29H14ZM45 26V27H44ZM46 26H47V28H46ZM116 26V27H115ZM156 26H155V28H156ZM165 26V27H164ZM27 27L28 28H30V29H27ZM44 27V28H43ZM65 27H66V29H67V31L70 33V35H68L67 36V31L65 32L64 31V29H65ZM88 27V26H87ZM161 27H164L163 29L161 28ZM248 27H249V25H248ZM10 30H9V29ZM11 28H12V30H11ZM32 28V29H31ZM33 28H34V30H35V28H36V30L34 31L33 30ZM39 28H41V30L39 29ZM89 28V27H88ZM90 28V29H91ZM161 28V29H160ZM65 29V30H66ZM158 29H160V30H158ZM28 30V31H27ZM10 31V32H9ZM31 31H33V32H31ZM60 32V31H59ZM66 33V36H65V33ZM111 32V33H110ZM29 33V34H30ZM68 33V34H69ZM77 33V32H76ZM98 33H99V31H98ZM99 33V34H100ZM109 33H110V35H109ZM51 34V33H50ZM47 35V37L48 38H46V35L44 36L47 40H45V38L43 39L42 38V40H41V45H43V44H45V45H47V46H42V49L43 50H41L42 52H44V55H46V56H44V57H48L49 58V56L51 57V54L53 55L54 54V52H56V47L54 46V45H52V44H54V42H56L57 40H58V35L56 34L55 36H52V34L51 35ZM115 35H117V33L115 34ZM114 35V36H115ZM74 37V36H73ZM56 38V39H55ZM43 41H46V42H43ZM73 41V40H72ZM47 43V44H46ZM52 45V46H50V45ZM77 44H76V42H75V44L73 45V47L72 48H77V47H75ZM1 47H2V44H1V42H0V53H1V55L0 56H3L4 55V57H0V61H1V63H0V67L1 66H6V68H7V66H8V68H9V71L6 69V73H2L1 74V76H0V82H1V85H3V84H5L6 82L5 81H8L9 79L11 80V79H13V80H9L8 82L10 83H6V85H8V86H6V85H4L3 87L0 85V89L1 90H3V89H6V90H4L6 93L8 92V91H10V88H12L13 87V84H14V82H12V81H15L16 82V79H18V75H19V73H22V72H24V71H22V70H25L27 67V65H29V64H31V60H29V62H28V60L27 59H23V58H21V56L24 54L23 52H24V49H25V47L23 46V47H21V46H19V48H17L16 50L14 49V48H6V54H5V51H3L4 49H1ZM21 47V48H20ZM46 47H49V48H46ZM52 47V48H51ZM86 47V46H85ZM4 48V47H3ZM51 48V49H50ZM72 48H67L66 50L68 51V52H70L71 50L72 51H75L74 49H72ZM12 49H14V51L12 50ZM23 51H22V50ZM49 49V52L47 51V50ZM52 49H54V52H53V50ZM20 50V51H19ZM26 50V52L25 53H27L28 52V50L27 49H25ZM50 50H51V53H50ZM3 51V52H2ZM9 51V52H8ZM18 51V52H17ZM12 52V53H11ZM45 52H46V54H45ZM83 52V51H82ZM16 53V54H15ZM50 54V55H48V54ZM81 54H83V53H81ZM7 55V57L6 58H8L9 56V58L7 59V61H6V59H5V56ZM11 57H12V59H11ZM85 56H84V54L81 56V65L82 66H84L83 64L85 63V60H87L88 58H84ZM13 58H17L16 59V61H14L13 60ZM2 59V60H1ZM11 59V60H10ZM5 60V61H4ZM8 60H9V62H8ZM2 61H4V63L2 62ZM23 61V62H22ZM7 62V63H6ZM12 62V63H11ZM19 63V64H16V63ZM13 63H15V65L17 66V67H19V68H17L16 66H14V64ZM21 63H22V65H21ZM25 63V64H24ZM10 64V65H9ZM11 64H13V66H11ZM24 65H26L25 66V68H23L24 67ZM22 66V67H21ZM81 66V67H82ZM10 67H12V68H10ZM14 68H16V69H14ZM20 68L22 69L21 70V72H19L20 71ZM97 68V67H96ZM11 69V70H10ZM1 70V69H0ZM13 70H15V72H13ZM11 71V72H10ZM18 72V74H17V72ZM10 72V73H9ZM32 72V71H31ZM7 73L9 74V75H7ZM14 75L13 77H17L16 79L15 78H13V77H11L12 76V74ZM16 73V74H15ZM96 74V73H95ZM16 75V76H15ZM29 77H31L30 78V83H31V81H32V83H35V77H34V75L32 74V73H30V76ZM93 77V76H92ZM20 78V77H19ZM35 80H34V79ZM2 79H4V81L2 80ZM53 80H51V79H48V83L46 84V86H45V90H44V94H43V96L44 95H46V92H47V95L48 96H45L44 97V99H46L45 101H49L50 99H52L51 98V94L53 95L54 93H55V91L57 90V89H55V87H54V84H56V88H57V83L55 82H52ZM5 82V83H4ZM52 82V83H51ZM11 83H12V86H11ZM30 83H28V85L27 86H31V88L35 85H33L32 83V85L30 84ZM54 83V84H53ZM53 86H52V85ZM48 85V86H47ZM52 86V88H51V86ZM9 86H10V88H9ZM27 86H26V89H25V92L26 91H28L29 92V95H28V92H26L25 93V97L23 96V99H27L25 102L23 101V99H21L20 101H19V105L21 106V107H25L26 108V110L24 109H22L21 111H22V113L20 112V115L21 116H12V117H14L13 119H10L9 121L11 122H13V123H10V122H8L9 124H7L6 123V125H3V126H5L4 128H2V129H0V131L2 132H0V137H1V135H3V133H4V130H5V128L8 126H10L11 128V130L9 129V131L10 132H12V134H14V129H18L17 130V134L18 135H20L19 137H18V140H17V138H16V143H18L19 144V142L18 141H20L21 142V145L19 144V147H18V145L15 143V142H12L13 143V145H12V143L10 144L9 142V140H7V147H8V150H9V152H11V153H15V154H12V156L11 155H9V154H11V153H9V152H7L8 153V155H9V157L10 158H12V160L13 161H16L17 163V169L19 170V168L21 169V168H23L22 166L24 165V164H26V159H28V156H29V153H30V151H32L33 149L35 150L36 148H38L39 147V149H45V146L44 145H41L40 144V141L41 140H39V139H37L36 137H37V134H36V131H33V129L34 130H36V127H33L32 126V124L31 123H33V125L35 126V113H34V111H32V107L31 106H29V104H30V95H33V93H34V91L30 88V87H28L27 88ZM50 86V87H49ZM6 87V88H5ZM49 87V89H47ZM53 87H54V90L55 91H53L54 93H51L52 92V90H53ZM3 88V89H2ZM7 88L9 89V90H7ZM34 88V87H33ZM97 90L98 91H96L95 93H96V95H95V93L93 94V97H92V102H89L90 103V105H92V106H90L89 104H88V106L91 108H89L90 109V111H89V113L90 112H92L93 114L94 113H96V110H95V108L97 109V116H98V108H100V104H101V102H99V101H101V98L99 97V95H100V92H101V87L100 86H98V84H97ZM100 88V89H99ZM47 89V90H46ZM32 90V91H31ZM4 91H0V104H1V101H2V99H3V97L2 96H4L3 94L5 93ZM46 91V92H45ZM100 91V92H99ZM48 92H50V93H48ZM57 92V91H56ZM5 93V94H6ZM99 93V94H98ZM56 94H54L53 96H55ZM97 95H98V97H97ZM28 96V97H27ZM50 96V97H49ZM52 96V97H53ZM95 97V98H94ZM96 98H98L97 100H93V99H96ZM49 99V100H48ZM98 101V102H97ZM24 102V103H23ZM50 102L51 101H49L48 103H46L45 102V104L46 105H48V106H50ZM94 102H97V103H95L94 104ZM29 103V104H28ZM92 103V104H91ZM98 103H100V104H98ZM93 105H95V107H93ZM66 107V106H65ZM93 107V108H92ZM256 108H259L258 110H259V113H261L260 115V117L258 118L259 120H253V122L252 121H250L249 122V124H248V128L249 129H247L248 130V133H247V139H246V145H248L249 147H251V148H253L255 145H254V143H255V140H257L259 143H264L263 142V138H264V104L263 105H260V103H258V104H256ZM29 109V110H28ZM25 111V112H24ZM29 112V113H28ZM25 113H28L27 115H29L30 116V113H31V115L33 116V117H31L30 116V118L25 114ZM91 114L90 113V115H89V117H88V119H87V121H86V125H88V124H91V125H94L95 123H93V122H96L98 119H97V117H96V114ZM11 117V118H12ZM22 117V118H21ZM24 117V118H23ZM95 117V118H94ZM18 119V120H16V119ZM21 118V119H20ZM27 118H29V119H27ZM32 118V120H34V121H32V120H30ZM91 118H93V122H91L92 121V119ZM15 119V120H14ZM24 119V120H23ZM90 119H91V121H90ZM29 120V121H28ZM95 120V121H94ZM26 121V122H25ZM27 121H28V123H27ZM30 121H32L31 123H30ZM18 123H20L19 125L21 126L22 125V127H20L19 125H18ZM22 123H24V125L22 124ZM25 123H26V125L27 126H25ZM30 123V124H29ZM14 125V126H13ZM18 125V126H17ZM28 125H29V127H28ZM86 125H83V126H86ZM31 126H32V128H31ZM12 127L14 128V129H12ZM16 127V128H15ZM23 127H26L27 129L26 130H28V129H30V130H28V132L25 130H23L24 132H22V134H21V131H22V129H23ZM6 128V130L8 131V129ZM83 129H84V131L86 130V127H83ZM5 130V131H6ZM82 131V132H81ZM84 131L83 130H80L79 132H78V137L76 136V138H78V139H80L79 141L81 142V140L83 139V138H85L86 136H84L83 135V133H84ZM101 131H102V129H101ZM24 133H26V134H24ZM32 133V135H30ZM82 133V134H81ZM86 133V132H85ZM84 133V134H85ZM259 133V134H258ZM24 134V135H23ZM136 136H138L139 134L136 132ZM16 134H14V136H15ZM34 135V136H33ZM81 136V138H80V136ZM255 135H257V136H255ZM17 136V135H16ZM23 136V137H22ZM26 136H28L29 138L31 137V139L29 140L28 139V137H26ZM34 138H36V139H34ZM140 136H141V134H140ZM263 136V137H262ZM27 138V140H29V141H27L26 139L24 140V138ZM258 137H260V140H259V138ZM262 137V138H261ZM2 139H0V144H2L3 143V137H1ZM14 138V137H13ZM23 138V139H22ZM139 139H141V138H143V136L140 138V137H138ZM137 138V139H138ZM20 139V140H19ZM24 141H22V140ZM78 139H76V141L74 142V145H75V147H74V145L72 146V156H73V160L74 161H78L79 160V162H77V164H79V163H81L82 162V160H80V159H83L84 157H86L84 154L85 153H83L84 152V149L82 148V149H79V147H78V145L80 144V142L78 141ZM2 140V141H1ZM36 140V141H35ZM84 141H85V139H83ZM13 141H15V139L13 140ZM37 141H38V143H37ZM84 141H82V144L81 145H79L80 146V148L82 147V145H83V147H84ZM256 141V142H257ZM29 142V143H28ZM35 142V143H34ZM78 142V143H77ZM14 143H15V146H14ZM24 143H26L25 144V146H24ZM63 143V142H62ZM10 144V145H9ZM9 145V146H8ZM26 145H28V146H26ZM32 145H34L33 147H32ZM36 145V146H35ZM40 145H41V147L42 146H44V147H42V148H40ZM254 145V146H253ZM11 146V148H9ZM13 146V147H12ZM21 146V147H20ZM23 146H24V148H26V150L23 148ZM38 146V147H37ZM15 147V148H14ZM18 147V148H17ZM27 147H31V148H33V149H29V148H27ZM14 148V149H13ZM19 148H21V149H19ZM11 149V150H10ZM15 150L16 149V151H17V149H19V151H13V150ZM78 150V152L76 151V150ZM22 150V151H21ZM30 150V151H29ZM74 150L76 151V152H74ZM23 152V153H21V152ZM26 151V152H25ZM29 151V152H28ZM43 152L45 151V150H42ZM81 151H83V152H81ZM19 152V153H18ZM81 152V153H80ZM21 153V154H20ZM28 153V155H27V157H24L25 156V154H27ZM75 153V154H74ZM77 153V154H76ZM15 155V156H14ZM18 156V161H17V156ZM21 155H23V156H21ZM76 155V156H75ZM77 155H79V157H77ZM80 155H82L81 156V158H80ZM84 155V156H83ZM1 153H0V160H3V159H1ZM21 156V157H20ZM14 157V158H13ZM74 157H77V159H75ZM15 158H16V160H15ZM26 158V159H25ZM22 159V161L20 162V160ZM25 159V160H24ZM264 159V158H263ZM262 159V160H263ZM3 161H5V160H3ZM3 161H1V163H4ZM25 161V162H24ZM19 162V163H18ZM6 163H8V162H5L4 163V165L6 164ZM1 165H2V168H1ZM0 165V201L1 200H3V201H1L0 202V208L3 210V209H5V210H3L2 212H5V213H2L1 211H0V223L3 221L4 222V225H3V222H2V225L4 226V230L5 231H3L2 232V234H5V239L8 241V243L10 242V243H12V242H14L15 240H16V237H15V235H10L9 233H8V231L9 232H11L10 230H11V228L15 225V223H13L14 222V218L13 217H15L16 215L17 216H24L23 218H25V221L23 222L24 224L22 225V227H21V229L26 233L27 232V240H28V244H29V252H31L33 249H34V247H35V243H36V232L34 233V231H32L31 232V230H33L32 229V226H30L31 224V222L33 221H36L37 219H34V217L36 218V215L38 214V213H40V216H42L41 215V213L44 211L45 213L47 212V215L45 216V215H43V218H41L40 220L42 221H39L38 223H37V225H36V227L38 226V224H40L41 223V225H39L38 226V228H36V230L37 229H41V228H44V226H46V228L48 229V226H50V228H55L56 227V229L54 230L56 233H52V232H54V231H52L53 229H46V228H44L43 230H38L37 231V234H38V236H39V234H41L42 232H43V234H41V237H43L44 236V240L46 239V241L48 240L49 242H50V245H54V242H55V245L57 244V247H58V249L59 250H57V253H56V258H57V261H56V263L55 264H64V262H66V264H261V262H262V264H264V254H263V252H264V230L263 231H261L263 228H264V213H262L263 211H264V201H262L263 199H262V197L264 198V160L263 161H261L260 163H257L256 165H254V164H252L251 163V166L249 165V167H252V165H254V166H256L255 168L257 169H255V168H250V170L251 169H253V170H249V167H248V171L247 172H249V173H247L246 171H245V174H244V172H239V174L238 175H241L242 176V178H241V176H234V177H236V178H234V179H238V180H233V179H229V180H226V181H221V182H210L209 184H208V182H203L202 184H201V182L200 183H198V185L199 186H201V189L199 188V189H197L198 191L199 190H201L202 192L204 191L202 188L204 187V189H206L204 192V196H203V198H202V196L200 195H198V192L195 194L194 193V191H186V190H188V188L187 189H185L184 190V188H182L183 190H180L181 188H179V192L176 190V189H174L175 190V192H173L174 190H171L174 194V196L172 195V192L170 191V190H165V192H164V190H162V183H160V182H156L155 181V183L154 184H159V186L161 187H158V185L156 184V185H154V186H156L157 188H159L158 189V191L159 192H161L160 194L158 193V195H159V197H161V203H158V204H155L154 205V209H153V211H152V208L153 207H151V208H149L148 206H146L145 208H143V209H137V210H134V212L136 213V215H135V213L133 212V211H127V212H125V213H123L122 215H120L119 217H115L114 219H112V222H115V223H112L110 220V218H109V220L107 219L108 217H107V215L106 216H104V218H105V220L103 221V219L104 218H101V219H99V221L97 220V221H95V223L94 224H92L93 223V221H90L89 222V220L86 218V213H84L83 211L84 210H86V208H84V206H85V204H87V203H85L84 204V202H88V200H90L89 201V204H87L88 205V208L91 206V204H92V200H93V197L92 196H90V198L92 199H89V194L90 195H92L91 193H88V191H87V189H92V191H93V189L95 190L96 188V191L95 192H97V190H98V186H100V185H98V184H100V181H98V180H101V186H102V183H103V188H105V186H106V178H105V176H107L108 174H109V172H108V174H107V172H104V171H106L105 169H100V165H96L95 167V169H93V171H92V173H95V175L97 174V173H99V172H102V170H103V172L102 173H100L101 175H96L97 176V178L100 176H102L103 177V173H104V179L101 177V179H100V177L96 180L97 182H99V183H97V182H95V183H89V182H87V179H86V183H87V185H86V183H84V185L79 181V176H80V178H81V176L83 177H85V174L87 173V171L86 170H81L80 169V167L79 166H81V164H79V165H77L78 167H79V169L80 170H77V171H80L79 172V174H78V172H74L75 174H77V175H72L73 176V185H74V187H72V185H71V187L69 188L68 186H66L67 184L66 183H63V182H61V181H64V182H66L65 180H67V177H64V174H62V176H61V178H58L57 180L58 181H60V182H58L57 183V180H56V182H55V184H56V186H58V188H60V190H62L61 191V193L63 194V196L61 197L64 201H59V203H62L61 205H62V207L60 206V204H59V206L58 205H56V204H54V203H56V202H54V200L55 201H57L56 200V198H55V196L53 195L52 196V194H51V192L49 191L48 192V194H47V187H43V186H41L42 184V181L40 182L39 180H42V179H40V175H42L41 173H43L41 170L39 171L38 169H37V171L35 172V171H33V178H39L38 180H37V182L39 183L38 184V187H40L41 186V188H44L43 189V191H41L42 192V194H43V192L44 193H46L45 195L46 196H48V198H46V196L45 197H43L42 195H41V192H40V190H42L41 188H39V189H36V191H35V195L36 196H38L39 197V199H42L43 201H45V202H43V203H45V204H47V206H49V208L51 207V205H52V207H51V209L50 210H52V211H50L49 209H47V211H45V207H43V211H41V212H38V213H35V212H37V211H39L40 209H39V207H38V209L36 210V211H34V209H33V207L32 206H34L35 207V205L37 204V202L39 201V199L38 198H36L35 196H34V198H36V199H34L33 198V202L30 204V205H32V206H29L28 208H25L24 206H25V203L27 202V198L28 197H25V198H22V197H24L25 195H23V196H20V197H18V199L20 200V203H22V205L20 204V203H16L17 202V200L18 199H15L14 198V195H13V190H12V188H10L11 186L9 185V183L10 184H12L11 182H10V177H7L8 175L9 176H11L12 174H10V172H11V170L10 171H8V166L9 167H11L10 165H11V162H9V164H6L5 166L3 165V164H1ZM20 165H21V167H20ZM25 166V165H24ZM99 167V168H98ZM1 169H4V170H1ZM7 169V170H6ZM96 170V171H95ZM1 171H3V172H1ZM23 172V173H21V175H22V177H21V175H20V172ZM19 171H15V173H14V175L15 174H17V175H15V177L17 176V177H20V178H23L24 179V177H26V175L28 174L27 172H25L24 173V171H22V170H19ZM82 171V172H81ZM84 171H86V172H84ZM95 171V172H94ZM107 171H110V170H107ZM252 171H254V172H256V174H253L254 172H252ZM35 172V173H34ZM40 172V173H39ZM97 172V173H96ZM250 172H252V173H250ZM8 174V175H6V174ZM27 173V174H26ZM85 173V174H84ZM91 173V174H92ZM106 173V174H105ZM247 173V174H246ZM3 174H5L4 176L6 177H3ZM34 174H36V175H34ZM80 174H82V175H80ZM84 174V175H83ZM249 174H251V176L249 175ZM252 174H253V176L255 175L256 177H254V179H253V176H252ZM2 175V176H1ZM13 175V176H14ZM23 175H25V176H23ZM31 175V174H30ZM29 175V177H31ZM38 175V176H37ZM34 176H37V177H34ZM40 176V177H39ZM66 176V175H65ZM75 176H76V178H75ZM248 176V177H247ZM42 177L44 178L45 177V174H43L42 175ZM62 177H64V178H62ZM244 177V178H243ZM19 178V179H20ZM241 178V179H240ZM249 179V181H246V180H248ZM256 182V184H255V182L253 183L252 182V179ZM9 179V180H8ZM50 179V178H49ZM61 179H65V180H61ZM75 179H76V182H75ZM77 179H78V181H77ZM84 179V180H85ZM242 179H244V181H246V184L244 183V181H242ZM246 179V180H245ZM102 180H105V181H102ZM250 180H251V182L253 183H251L250 182ZM257 180V181H256ZM36 182V181H35ZM80 184V185H83V186H80V185H78V183ZM104 182H105V185H104ZM249 182V183H248ZM189 183V182H188ZM212 183V184H211ZM41 184V185H40ZM64 184V185H63ZM66 184V185H65ZM75 184H76V186L79 188L78 189V191H80V192H83V193H85L86 191V193H88L87 195V201H84L85 200V194H82V193H80V196H79V192L77 191V187H75ZM90 186H92L93 184V186H96V185H98V186H96V187H93L92 186V188H89V185ZM92 184V185H91ZM201 184V185H200ZM203 184H204V186H203ZM206 184V185H205ZM37 184H35V186L34 187H36V188H38L37 186H36ZM63 185V186H62ZM85 185H86V189H85ZM244 185H246L245 187H244ZM17 186V185H16ZM19 186V185H18ZM65 186V187H64ZM80 186V187H79ZM100 186V187H101ZM15 187V186H14ZM63 187H64V189H63ZM82 187V188H81ZM62 188V189H61ZM73 188H75V190L77 191H75L74 192V189ZM82 189H85V190H83L82 191ZM100 189V188H99ZM8 190V192H6ZM10 190V191H9ZM11 190H12V192H11ZM34 190H35V188H34ZM163 191V193H162V191ZM5 191V192H4ZM40 192V194H39V192ZM91 191V190H90ZM89 191V192H90ZM166 191H168V192H166ZM176 191H177V193H176ZM183 191V192H182ZM38 192V193H37ZM169 192H170V194H171V196H170V194H169ZM189 192V193H188ZM5 193H9V194H5ZM10 193L13 195V196H11L12 197V199H15V202H14V200H13V203L14 204H16L17 206H18V204H20V206H22V207H24V208H21L20 206H18V207H20V208H18L16 205L15 206H13L14 204L13 203H9L10 202V198L8 199V197L10 196ZM61 193H60V196H61ZM75 193V194H74ZM166 193H168L167 195H166ZM178 194V195H176V194ZM207 193V194H206ZM3 194L6 196L5 198V200L3 199ZM25 194V193H24ZM38 194V195H37ZM49 194H51V196H52V198H51V196H49ZM192 194H194V195H192V196H195V197H192L191 195ZM205 194L207 195V197L205 196ZM2 195V196H1ZM40 195L42 196V198H40ZM78 197H77V196ZM94 195V194H93ZM163 195V196H162ZM164 195H166V196H164ZM175 195H176V198H175ZM27 196V195H26ZM210 196V197H209ZM220 196V197H219ZM2 197V198H1ZM83 198V201L81 200V198ZM169 197H170V199H171V197H172V199H174V200H170L169 199ZM174 197V198H173ZM198 197V198H197ZM200 197V198H199ZM205 197V198H204ZM211 197H213L212 199H210V201L212 202H210L209 201V198H211ZM256 197H257V199L260 201V202H262L261 204H258V205H255L257 202L258 203H260L257 199H256ZM259 197V198H258ZM48 200V201H51V202H48V201H46V199ZM80 198V199H79ZM168 200H170V201H172V202H170L169 201V203L167 202V199ZM207 198V199H206ZM254 198V199H253ZM26 199V200H25ZM37 199H38V201H37ZM51 199V200H50ZM176 199H177V201H176ZM204 199H205V202H204ZM253 200V204H252V200ZM260 199H262V200H260ZM6 200H8V201H6ZM19 200H18V202H19ZM4 201H6L7 203H6V205L9 203V205H7L8 207L10 206V204L12 205V208H10V209H12V211L13 210H15V212L13 211V215L14 216H12L11 217V212L9 213L8 212V207L5 205V202ZM23 201V202H22ZM53 201V202H52ZM80 201H81V203H80ZM213 201H214V203H213ZM255 201V202H254ZM35 202H36V204H35ZM58 202V201H57ZM91 202V203H90ZM176 202H179L178 204L176 203ZM49 203V204H48ZM50 203H53V204H51L50 205ZM165 205H164V204ZM170 205L171 203V205H170V207L172 208V206H174L173 207V209H171L170 207H167V205L168 204ZM173 203H174V205H173ZM251 203V204H250ZM255 203V204H254ZM4 204V205H3ZM34 204V205H33ZM44 204V205H45ZM58 204V203H57ZM65 204V205H64ZM83 204V205H82ZM161 206H163V207H161ZM177 204V205H176ZM215 204V205H214ZM4 207H3V206ZM43 205V206H44ZM90 205V206H89ZM153 204H150L149 206H152ZM158 205V206H157ZM260 205V206H259ZM55 206V210H53V207ZM3 207V208H2ZM13 207H14V209H13ZM58 207H59V211H62V214L64 213H66V215H62V219H63V216H65L64 218H68V216L70 217L71 216V218L72 217H74V218H70L71 219V221H70V219H68L69 220V222H75L74 223V226L75 225H77V227L80 225V222L82 221L83 223H86L87 222V224L86 225H88V227H86V225L84 226L85 227V229L88 231V232H90V233H86L85 234V236H83L82 238H80L79 240H77V242L75 241V242H70V243H66V244H68L67 246H66V244L64 245L63 243H62V240H64V241H66L65 239H66V237L69 235L68 234V232L66 231V225L68 224H66L65 222L67 221V220H65V219H60V217H59V219L61 220H57L58 218H57V216H58V214H59V212H57L58 211ZM60 207H61V209H60ZM86 207V206H85ZM155 207H156V209H158V207H159V209L158 210H156L155 209ZM259 207V208H258ZM8 210H7V209ZM82 208H84V209H82ZM162 208H163V210H162ZM170 208V209H169ZM262 208H263V210H262ZM0 209V210H1ZM20 209H22L21 211V213H19L20 212ZM24 209V210H23ZM28 209H30L29 211H28ZM33 209V210H32ZM34 211V212H32V211ZM83 210V211H82ZM141 212H140V211ZM143 210H145V211H143ZM160 210V211H159ZM50 211V212H49ZM63 211H65V212H63ZM82 211V212H81ZM7 212V213H6ZM24 212V213H23ZM30 212H32V213H30ZM52 212V213H51ZM56 213V218H55V220L56 221H54V220H52L51 218H53L54 219V217H55V215H53V213ZM137 212H140V213H138L137 214ZM1 213H2V215H1ZM25 214V215H23V214ZM34 213H35V215H34ZM51 213V214H50ZM54 213V214H55ZM83 214V215H85L84 216V218H83V215H81V214ZM127 213V214H126ZM130 213V214H129ZM18 214H20V215H18ZM28 214H30V215H28ZM31 214H33L34 215V217L31 215ZM49 214V215H48ZM132 214L134 215V217L132 216ZM26 215H28V216H26ZM51 215H53L52 217H51ZM79 215L81 216V217H79ZM127 215H128V217L130 218H133V219H136V220H128L127 218ZM130 215V216H129ZM2 216H3V218H2ZM7 216H8V219H7ZM9 216H10V218H9ZM26 216V217H25ZM29 216H30V218H29ZM48 216H50V217H48ZM67 216V217H66ZM77 216H78V218H80L79 220L77 219ZM123 216H124V218H125V220H127L126 221V223H125V220L124 219H122L123 218ZM44 217H46V219H45V221H44ZM109 217H110V215H109ZM4 218H6L7 220H9L10 219V221L12 222H7L6 223V219L4 220ZM11 218L13 219V220H11ZM22 218V219H23ZM76 218V219H75ZM83 218V219H82ZM117 218H120V219H117ZM3 219V220H2ZM43 219V220H42ZM48 219H50L51 221L50 222H52V221H54V222H52V223H54L55 224V226H54V224H53V226H51L52 224L51 223H49L48 221V223L46 222V220H48ZM74 219V220H73ZM145 220L144 222L142 221V222H140L139 220ZM24 220V219H23ZM77 220V221H76ZM86 220V221H85ZM100 220H101V222H100ZM110 221V223H111V225L110 224H108V221ZM27 221V222H26ZM28 221H29V223H28ZM38 221V220H37ZM44 221V222H43ZM58 221V222H57ZM63 221V222H62ZM80 221V222H79ZM136 221V222H135ZM260 221H263V222H260ZM68 222V221H67ZM82 222H81V225L76 229V230H74V232L75 231H77L80 227H82ZM97 222H99V224L97 223ZM140 224H139V223ZM27 223L29 224V226L30 227H28V225H27ZM42 223L44 224L43 226H42ZM46 223V224H45ZM58 223V224H57ZM63 223V224H62ZM77 223V224H76ZM134 223V224H133ZM136 223H138V227H137V224ZM142 223V224H141ZM261 223H263V224H261ZM13 226H12V225ZM48 224H51V225H48ZM59 225V226H57V225ZM98 225L97 227H101L102 229H100V228H97L95 225ZM114 224V225H113ZM128 224V225H127ZM130 224H132L133 226H131L130 227ZM65 225V226H64ZM89 225H90V227H89ZM92 225V226H91ZM104 225V226H103ZM5 226H7V227H5ZM8 226H9V228H10V230H7V228H8ZM28 227V229H27V227ZM41 226V227H40ZM93 226L94 227H96V230L93 228ZM103 226V227H102ZM129 226V227H128ZM40 227V228H39ZM59 227H63V228H59ZM93 229H92V228ZM132 227H133V231H134V229H135V231H134V233L132 232ZM134 227H136V228H134ZM260 227V228H259ZM30 228H31V230H30ZM58 228V229H57ZM89 228V229H88ZM128 228V229H127ZM131 228V229H130ZM138 228V229H137ZM59 229H62L63 230V232H62V235L60 234V236H58V237H60V238H58L57 237V235L56 234H59ZM124 229H127L128 231H126V230H124ZM137 229V230H136ZM244 229H245V231L246 232H244ZM247 229V230H246ZM261 229V230H260ZM45 230V231H44ZM49 230H51V231H49ZM95 230V231H94ZM132 232H130V231ZM243 230V232H242V235H241V231ZM260 230V231H259ZM7 231V232H6ZM65 231V232H64ZM126 231V232H125ZM258 231L259 232H261V233H258ZM41 232V233H40ZM58 232V233H57ZM125 232V233H124ZM128 232V234H129V236L128 235H126V233ZM250 232V233H249ZM7 233L9 234V235H7ZM64 233V234H63ZM91 233H93V234H91ZM249 235H248V234ZM33 234V235H32ZM120 235V237L119 236H117V235ZM124 234L126 235V237L124 236ZM237 234V235H236ZM238 234L240 235L239 236V238H238ZM43 235V236H42ZM88 235V236H87ZM1 236H4V235H1ZM10 236H12V237H10ZM56 236V237H55ZM116 236H117V238H118V240H115V239H117L116 238ZM124 236V237H123ZM237 236V239L235 238ZM10 237V238H9ZM46 237H48V238H46ZM54 237H55V239H54ZM88 237V238H87ZM244 237V239L246 240V241H244V239H242V242H241V238H243ZM245 237H247V238H245ZM261 237V238H260ZM52 238L54 239V240H52ZM115 238V239H114ZM126 238H128V240L129 239H131L129 242H127V239ZM86 239V240H85ZM114 239V241H115V243L112 241ZM126 240V241H123V240ZM238 240V241H236V240ZM58 240H60L59 242H60V244H58L59 242H58ZM237 242V244H236V242ZM262 240V241H261ZM47 241V242H48ZM80 241V242H79ZM112 243V245H111V243ZM116 241H118V243H116ZM121 241L123 242V243H121ZM233 241H234V243L235 244H233ZM33 242V243H32ZM35 242V243H34ZM52 242V243H51ZM57 242V243H56ZM120 242V243H119ZM239 242V243H238ZM241 242V243H240ZM244 242H247V243H244ZM262 242V243H261ZM7 243V246L10 244H8ZM107 243V244H106ZM114 243V244H113ZM243 243V244H242ZM27 244V245H28ZM61 244H62V246H61ZM71 244V245H70ZM106 244V245H105ZM110 244V245H109ZM32 245H33V247H32ZM60 245V246H59ZM108 245H109V247H108ZM238 245H240V248L242 247V249H240V248H236V246L238 247ZM242 245V246H241ZM245 245H247L248 246V248L247 247H245ZM250 245V246H249ZM254 245V246H253ZM10 246V245H9ZM104 246L106 247V248H104ZM243 246H244V249H243ZM32 247V248H31ZM72 247H74V248H72ZM235 249H234V248ZM250 248V249H249ZM32 249V250H31ZM68 249V250H67ZM70 249V250H69ZM72 249V250H71ZM261 249H262V251H261ZM66 251H68V252H66ZM244 251V252H243ZM246 251V252H245ZM254 251V252H253ZM59 253V254H58ZM242 253V254H241ZM243 253H245V254H243ZM252 253V254H251ZM256 253V254H255ZM261 253V254H260ZM247 254H249V255H247ZM63 255V256H62ZM251 255V256H250ZM259 255H261L262 257H260ZM61 256V257H60ZM67 257V258H66ZM254 257H255V259H254ZM257 257V258H256ZM61 259H63V262H62V260ZM67 259V260H66ZM60 260V261H59ZM256 260V261H255ZM257 260H258V262H257ZM260 262V263H259Z\"/></svg>",
	"mask_w": 264,
	"mask_h": 264
}]
</instances>
